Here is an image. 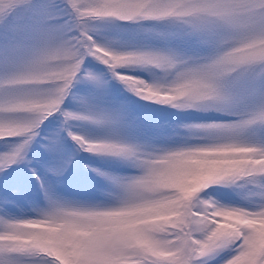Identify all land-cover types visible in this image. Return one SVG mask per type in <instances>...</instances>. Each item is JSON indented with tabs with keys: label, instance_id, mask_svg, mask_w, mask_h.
Masks as SVG:
<instances>
[{
	"label": "snow or ice",
	"instance_id": "obj_1",
	"mask_svg": "<svg viewBox=\"0 0 264 264\" xmlns=\"http://www.w3.org/2000/svg\"><path fill=\"white\" fill-rule=\"evenodd\" d=\"M117 22L199 51L98 42L100 26ZM0 38V139L20 141L0 155V171L26 159L56 114L65 126L126 122L122 105L63 109L76 82L106 87L85 69L89 57L143 100L221 114L182 125L184 142L170 146L90 142L69 130L85 151L123 157L138 174L94 170L117 189L107 203L54 198L45 187L36 218L0 216V264H210L225 252L222 264H264V0H0ZM133 65L164 76L149 83L121 71ZM47 146L57 151L59 138ZM220 189L250 206L222 203Z\"/></svg>",
	"mask_w": 264,
	"mask_h": 264
},
{
	"label": "rangeland",
	"instance_id": "obj_2",
	"mask_svg": "<svg viewBox=\"0 0 264 264\" xmlns=\"http://www.w3.org/2000/svg\"><path fill=\"white\" fill-rule=\"evenodd\" d=\"M117 25L119 26H100L99 32L95 34L98 42L124 40L130 48L171 47L188 55H195L199 51L197 46L180 40L148 38L137 32L135 25H120L119 22ZM2 56L3 39L0 38V58ZM85 69L102 75L107 82L106 87L99 89L91 82H76L64 102L63 109L87 114L94 108L109 109L122 105L127 113L126 122L120 126H100L91 121H71L65 126L61 114L46 120L39 129V136L31 144L26 159L0 171V216L36 218L39 209L46 207L48 203L44 193L45 187L54 198L107 203L115 198L117 189L94 170L113 176L138 174V169L123 157L85 151L68 135L69 130L90 142L110 139L150 148L183 143L186 129L182 125L217 119L221 115L196 109H176L170 105L143 100L130 92L119 80L114 79L105 65L91 57L87 59ZM121 71L149 83L164 76L163 70L154 66L145 69L133 65L122 68ZM54 137L59 138V148L55 152L50 151L47 146ZM19 142L16 138L0 139V155L13 152ZM53 168L62 171L57 175L51 170ZM41 181L44 187L41 186ZM213 195L222 203L250 206L231 190L220 189ZM252 199L258 202L257 197ZM228 256V252L222 253L210 264H222Z\"/></svg>",
	"mask_w": 264,
	"mask_h": 264
},
{
	"label": "trees",
	"instance_id": "obj_3",
	"mask_svg": "<svg viewBox=\"0 0 264 264\" xmlns=\"http://www.w3.org/2000/svg\"><path fill=\"white\" fill-rule=\"evenodd\" d=\"M126 92H128V91L126 90ZM132 100L135 102V99L132 98Z\"/></svg>",
	"mask_w": 264,
	"mask_h": 264
}]
</instances>
